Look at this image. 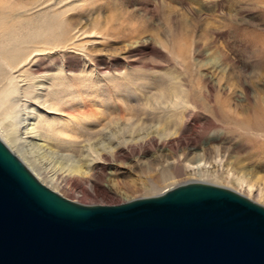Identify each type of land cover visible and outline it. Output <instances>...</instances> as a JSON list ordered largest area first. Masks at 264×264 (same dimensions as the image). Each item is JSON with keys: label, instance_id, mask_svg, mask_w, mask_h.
Listing matches in <instances>:
<instances>
[{"label": "rangeland", "instance_id": "1", "mask_svg": "<svg viewBox=\"0 0 264 264\" xmlns=\"http://www.w3.org/2000/svg\"><path fill=\"white\" fill-rule=\"evenodd\" d=\"M9 12L21 15L0 23L14 27L11 38L0 34V95L14 71L31 107L35 96L73 90L71 104L125 103L132 113L99 137L55 107L41 132L43 123L73 129L77 146L51 131L43 147L5 144L42 184L83 205H117L201 181L264 206V0H0L3 19ZM29 36L31 59L18 66L12 51ZM139 138L145 150L122 145ZM98 141L121 145L87 182L50 181L49 171L95 157L88 146Z\"/></svg>", "mask_w": 264, "mask_h": 264}, {"label": "water", "instance_id": "2", "mask_svg": "<svg viewBox=\"0 0 264 264\" xmlns=\"http://www.w3.org/2000/svg\"><path fill=\"white\" fill-rule=\"evenodd\" d=\"M0 264H264V206L203 182L83 205L0 140Z\"/></svg>", "mask_w": 264, "mask_h": 264}, {"label": "bare ground", "instance_id": "3", "mask_svg": "<svg viewBox=\"0 0 264 264\" xmlns=\"http://www.w3.org/2000/svg\"><path fill=\"white\" fill-rule=\"evenodd\" d=\"M24 12L26 13L27 11H24ZM20 15L21 14L9 12L8 16L7 15L4 16V19H3V16L0 15V23H4V21H7L8 18L15 19L17 17H20ZM13 30H14V27L12 23L11 25L5 24L3 25L2 30L0 31V34L3 38H6V37L11 38L13 34L12 33ZM2 37L1 39H3ZM26 40H27L26 47L22 46V48L15 50V52L12 51V54H14L16 59L18 58L19 60L17 62V64L19 63L18 66L23 65L22 59L25 57V55H26L25 63H28V61L31 59V36H29ZM0 48H4V46L0 44ZM38 51H41V50L39 49L34 50L35 53H38ZM7 69L8 71L9 70L11 71L14 68H7ZM6 74L7 76L4 78V80L7 82L5 85L6 89L4 88L5 89L4 93L0 95V107L4 108V109L2 108V110L0 111L1 112L0 114V140L4 144L9 145V146L10 144L18 143L21 148H24L25 150H29V149L31 150V148L37 144L35 142L33 143L31 140H29V138L35 139L39 146H42V147L46 146L45 135L48 134L49 131H51L49 127L50 124L43 123V125H46V127H44L43 129L46 132H43V133L41 132L40 126H41L42 120L45 119L44 117L45 113L48 110H53V108L55 109V107H59L60 109H62L58 111L64 113V116L67 119L70 118V119H73L74 121L76 120V122L78 123L76 126L78 127H79V123L81 122L80 120L90 122V125H89L90 131H92V134L93 133L97 134V136L99 137H106L107 135H109L107 132L108 131L107 126L110 125L111 119L113 117L117 116L118 117L117 121L120 122L121 124V121L126 116L132 114L131 110L129 111L128 105H126L125 103L123 104H112V103L104 104L102 105L99 111H94V109H92V107L89 105L82 106V103H80V100H77L75 103L71 104V101H73L74 98L80 99L79 98L80 96L78 95L79 91H73V90L67 91V92L66 91L61 92L59 90V91L52 92V94L47 93L42 96L38 95V97L37 96L34 97L33 95L34 97L33 99L35 102L33 104L36 107L35 106L31 107L32 104H28V103H31L30 101L31 98H28V96H26L25 89L22 90L21 88H19L18 84L20 83V80L17 81L18 77H13L15 72L12 71L10 74L8 73ZM24 84H25L24 85L25 88L31 91V80L24 82ZM63 90L64 89H62V91ZM19 91H22L23 93L22 98L24 99V101H21V99L17 97V94ZM49 94H51V97H49ZM76 104H78V107L73 108ZM41 107H44V108L41 109ZM77 129L78 128H76V130ZM81 129L82 127L80 124V130ZM64 130L65 129H63V127L54 129V131H51L52 135H54L52 137L59 140L61 145H66V147L77 146L79 142L75 140L77 137L74 136L75 133L77 132L73 131V129L69 131L67 130V128L65 131ZM164 133L166 134V136L174 135V132L170 130H167V131L165 130ZM143 140H144L143 138H139L137 140L130 139V140L124 141L122 145L124 146L130 145L131 149L134 151L135 150L134 146L139 147L141 145V144H138L137 142H141ZM93 145L88 146V148L89 149L93 148L92 150L95 154V157L92 156V159H84L80 165L75 163V165L61 166L59 168V171H61L64 175L58 174L56 170L49 171L50 181L59 182V183L67 182L70 184L74 182L76 183L85 182L87 177L90 176V172H91L90 168L92 167L93 163L95 161L97 162V161L107 160L106 157L103 155L104 153L115 155L116 149L121 144L120 143L102 144L101 141H98L96 149H95V146ZM98 145L100 146V148L98 147ZM28 147L29 149H27ZM81 148L83 149L84 147L82 146ZM140 148L145 150L144 146H140ZM50 153H53V152H50ZM29 169L35 175L34 169H31L30 167ZM70 176L71 178H69ZM192 182H201V181H192ZM203 183H206V182H203ZM92 185L94 188L95 185L94 184ZM262 194L263 193L260 189L258 192L259 200L262 199Z\"/></svg>", "mask_w": 264, "mask_h": 264}]
</instances>
